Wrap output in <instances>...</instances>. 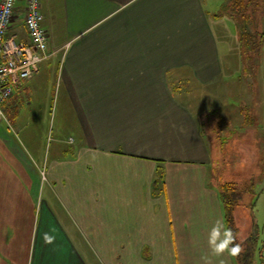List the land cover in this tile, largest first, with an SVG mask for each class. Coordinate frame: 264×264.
<instances>
[{
  "label": "crops",
  "instance_id": "0c3cea01",
  "mask_svg": "<svg viewBox=\"0 0 264 264\" xmlns=\"http://www.w3.org/2000/svg\"><path fill=\"white\" fill-rule=\"evenodd\" d=\"M42 10L58 53L16 86L6 112L51 75L61 131L76 135L44 148L7 143L0 125V264H203L210 229L227 227L212 174L220 154L210 111L180 92L220 74L219 10L202 0H42ZM10 35L29 42L23 14ZM238 207L246 239L253 206L251 216Z\"/></svg>",
  "mask_w": 264,
  "mask_h": 264
},
{
  "label": "rangeland",
  "instance_id": "374dc122",
  "mask_svg": "<svg viewBox=\"0 0 264 264\" xmlns=\"http://www.w3.org/2000/svg\"><path fill=\"white\" fill-rule=\"evenodd\" d=\"M202 1L213 10L211 13L220 11L226 2ZM220 20V74L207 83L183 81L180 96L192 107L210 111L203 119L210 123L205 124L210 141L218 145L220 156L212 167L218 186L228 180L253 178L252 193L245 196L238 211L247 210L251 216L253 206L252 215L259 232L258 261L254 264H264V39L261 53L244 60L237 35L238 22L228 15ZM261 24L264 34V13ZM55 87L52 76H46L38 94L23 95L15 112H8L9 121L0 122L11 137L10 141L6 139L7 143H37L45 148L48 143H54L58 135L65 141L76 135L73 131H61ZM240 158L245 162H238ZM236 224L238 226L237 220ZM237 237L239 242L245 240L240 236V228Z\"/></svg>",
  "mask_w": 264,
  "mask_h": 264
},
{
  "label": "built area",
  "instance_id": "2783aa9c",
  "mask_svg": "<svg viewBox=\"0 0 264 264\" xmlns=\"http://www.w3.org/2000/svg\"><path fill=\"white\" fill-rule=\"evenodd\" d=\"M19 1L0 0V122L8 120L6 105L16 86L33 77L44 60L58 53L48 49L50 36L43 25L42 0H24L22 10ZM21 14L30 39L28 43L10 35Z\"/></svg>",
  "mask_w": 264,
  "mask_h": 264
},
{
  "label": "trees",
  "instance_id": "16d2710c",
  "mask_svg": "<svg viewBox=\"0 0 264 264\" xmlns=\"http://www.w3.org/2000/svg\"><path fill=\"white\" fill-rule=\"evenodd\" d=\"M264 13V0H226L216 16H230L238 22L237 35L241 48V56L244 60L256 57L261 53L264 34L261 28L262 14ZM164 169L157 170L154 181L160 186L164 181ZM254 188L253 178H241V180H230L220 184L219 191L225 208L227 227L231 228L236 243H239L243 251L235 256L239 264H254L258 252V228L254 224L250 233L244 241L238 239L239 227L236 224L235 209L241 206L247 194L252 193ZM260 255H262L260 253Z\"/></svg>",
  "mask_w": 264,
  "mask_h": 264
},
{
  "label": "clouds",
  "instance_id": "9594fccd",
  "mask_svg": "<svg viewBox=\"0 0 264 264\" xmlns=\"http://www.w3.org/2000/svg\"><path fill=\"white\" fill-rule=\"evenodd\" d=\"M54 237L46 235L45 242L51 243ZM209 254L202 255L203 264H213L212 258H222L225 255L230 257L238 256L243 248L236 243V237L231 228L226 227L220 220H217L208 233L207 238ZM220 264H224L223 259Z\"/></svg>",
  "mask_w": 264,
  "mask_h": 264
}]
</instances>
